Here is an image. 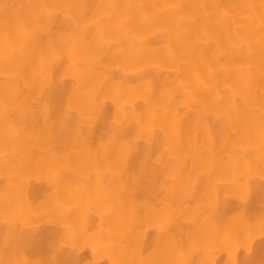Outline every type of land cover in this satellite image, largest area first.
<instances>
[{"label":"snow or ice","instance_id":"6c2138e0","mask_svg":"<svg viewBox=\"0 0 264 264\" xmlns=\"http://www.w3.org/2000/svg\"><path fill=\"white\" fill-rule=\"evenodd\" d=\"M0 34L5 44V71H12L18 82L14 90L5 88L0 113L4 123L2 156L5 167L22 170L32 162L28 155H21L17 150L20 138L27 136L49 146V181L54 190L62 179L56 165L72 169L78 164L81 169H99L107 163L120 183L115 190L105 191L99 186L88 189L90 202L103 199L119 200L123 204L129 189L146 181L154 193L157 202L145 201L143 205L149 209L157 233L151 251L145 253L139 241L110 243L106 250L119 253L112 264H193L188 256L198 251V244L203 242L209 225L217 236H225V247L243 255V259L232 256L226 264H264V205L257 216L245 206L246 201H242L240 210L227 220L217 215L213 208L210 216L201 213L203 224L198 230L177 238L172 231L174 220L178 214L188 213L183 208L184 201L177 206L164 193L176 191L181 165L173 161L178 158L172 156L163 168L159 167L160 160L153 162L151 145L156 140L154 134L150 135L153 130L141 124L138 130L129 132L127 106L119 103L122 82L98 71L112 62L111 49L123 54L126 60L139 59L147 50L163 53L157 66L174 65L171 70L177 71V82L161 95H167L173 102L201 103V119L197 126L203 124L210 129L219 123L222 145L239 136H246L250 141L258 137L264 158V92L256 104L250 77L247 79L239 98L250 110L241 123L236 90L232 89L230 96L222 95L210 82L218 76L214 66L223 64L228 72V63L241 51L247 53L249 72L258 52L259 70L264 77V0L259 4L121 3L115 0L91 4L80 0H35L24 4L0 0ZM82 50L89 53L85 69L99 77L89 90L86 110L74 106L79 102L77 90L67 96L66 102L54 104L53 96L60 89L51 88L53 71L66 62L67 56L71 63L65 76L70 74L74 82L78 81L85 69L74 57ZM29 72L31 75L27 74ZM21 80L23 89L19 84ZM202 92L205 93L203 97ZM109 100L117 105V110L97 145L92 139L93 130L103 119L104 106ZM162 131L168 135L167 128ZM142 141L148 144L144 152H140ZM57 146H63L64 150H57ZM193 153V169L211 162L212 153L206 144L197 145ZM133 160L136 166L129 172ZM188 180L189 184L184 186L186 198L195 182L190 173ZM53 194L56 196L57 191ZM45 217H50L47 223L58 225L63 231L49 242L43 253L31 254L36 230L40 227L37 219ZM3 225L5 258L0 259V264H68L59 257L65 248L74 245L75 235L57 218L56 210H30L25 216L21 209L10 206L5 210ZM257 241L262 246L259 258L255 254ZM177 256L181 259L177 260ZM71 264H79V261L73 260Z\"/></svg>","mask_w":264,"mask_h":264},{"label":"bare ground","instance_id":"6f19581e","mask_svg":"<svg viewBox=\"0 0 264 264\" xmlns=\"http://www.w3.org/2000/svg\"><path fill=\"white\" fill-rule=\"evenodd\" d=\"M10 3H32L35 0H8ZM82 3L113 2V0H80ZM121 3H210L220 2L225 4L254 3L260 0H115ZM112 62L98 69L109 77H115L123 84V94L120 105L127 106L128 120L126 127L129 132L138 130L142 124L145 128L151 127L156 140L151 145L152 160H160L159 167L169 164L172 156L177 157L181 165L180 179L176 181V191L164 193L169 200L177 206L184 201L183 208L187 215L178 214L174 220L172 231L179 238L187 236L190 231L198 230L203 224V216L212 215L213 208L216 214L227 220L241 208L242 201H246V207L255 215H259L264 205V158L260 150L258 137L251 141L246 136H239L227 145H222V137L219 132V123H215L210 129L198 121L201 119V103L193 101H170L166 93L169 88L175 86L177 71L174 65L160 64V56L163 53L145 51L139 59H125L123 54H117L115 49L110 50ZM82 69L88 62L89 53L79 51L74 57ZM5 44L0 34V113L3 111V98L5 88L14 90L17 80L12 71H5ZM59 64L53 71L51 88L60 89L53 96L54 104L66 102L70 93L76 91L79 102L74 106L77 109L85 108L88 103L89 90L97 83L99 77L93 76L86 69L80 74L78 81H73L71 75L65 76L66 69L71 61ZM249 59L246 52L235 54L225 72L223 64L214 66L218 73L215 80L210 81L217 87L222 95H231L235 89L238 100V116L243 123L247 118L250 106L245 105L239 98V93L245 87L250 77L252 95L258 104L262 92H264V77L259 70V54L257 52L252 71L249 72ZM31 75V72L27 73ZM205 74H207L205 72ZM62 77L63 82H62ZM149 82L150 85H149ZM23 89V81L19 82ZM26 91V90H25ZM204 92L201 93L203 97ZM99 99H103L100 97ZM99 99L97 103H99ZM256 104L251 107L254 108ZM117 105L110 100L104 106L103 119L93 130L92 139L98 145L100 138L105 135L111 118L115 115ZM258 115V112H257ZM168 129V135L162 129ZM4 123L0 117V259L5 258L4 250V225L5 210L10 207L21 209L25 216L30 210L39 209L56 210L57 218L62 219L75 235V243L64 249L59 257L71 264L78 260L79 264H112L119 257L118 251L106 250L110 243L120 242L127 244L142 242L145 253L151 251L156 241V230L151 220V214L144 202H157L154 193L149 188L147 181L129 189L124 196V203L119 200H93L90 202L88 189L101 187L105 191L115 190L120 181L113 176L109 165L105 163L99 169L86 167L81 169L74 164L72 169L55 167L61 170V183L54 190L49 181L50 166L48 163V145L27 136H22L17 144V150L21 155H28L31 163L22 170L11 166L5 167L3 151ZM207 145V150L212 153L211 162L207 166L193 169V149L197 146ZM148 149L147 141L140 143V152ZM57 150L63 151V146H57ZM170 150V151H169ZM171 152V155H170ZM230 153L234 155L230 156ZM37 161L43 163L37 165ZM136 163L133 160L132 168ZM191 174L194 183L191 184V194L187 198L184 186L189 184L188 175ZM128 173L125 174L127 178ZM54 191L57 195L54 196ZM57 199L60 207L57 208ZM207 206V211H205ZM115 209L110 212L108 209ZM35 219V217H34ZM50 217L43 220L37 219L40 227L36 230L31 254L43 253L50 241H52L63 229L47 223ZM225 236H217L209 225L205 229V238L198 244V251L188 256L193 264H226L232 256L243 259L241 252L224 246ZM262 246L259 241L256 244V258L261 255ZM177 260L181 258L176 257Z\"/></svg>","mask_w":264,"mask_h":264}]
</instances>
